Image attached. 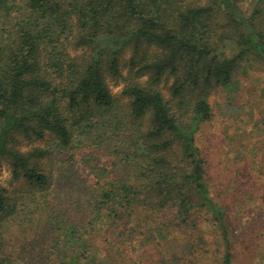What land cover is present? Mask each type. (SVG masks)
Instances as JSON below:
<instances>
[{"label":"trees","instance_id":"trees-1","mask_svg":"<svg viewBox=\"0 0 264 264\" xmlns=\"http://www.w3.org/2000/svg\"><path fill=\"white\" fill-rule=\"evenodd\" d=\"M252 59L264 0H0V164L20 183L0 184V264H119L150 243L164 264H233L195 134Z\"/></svg>","mask_w":264,"mask_h":264},{"label":"rangeland","instance_id":"rangeland-1","mask_svg":"<svg viewBox=\"0 0 264 264\" xmlns=\"http://www.w3.org/2000/svg\"><path fill=\"white\" fill-rule=\"evenodd\" d=\"M241 6L246 13L252 12L250 1ZM129 59L130 52L123 57L122 77L108 78L117 96H121L127 83ZM173 82L171 78L163 84L166 95L170 94ZM211 103L213 116L202 122L195 137L205 160L211 194L227 211L232 231L233 264H264V62L260 59L244 62L231 85L219 87L212 94ZM48 139L24 140L20 147L24 151L35 146L44 147ZM100 157L102 162L111 161L107 156L100 154ZM77 168L82 176L92 179L90 166L77 163ZM0 173V184L10 189L20 185L12 183V167L8 162L0 164ZM204 226L207 237L216 240L214 226L209 223ZM167 240L183 241L184 234L171 232L163 241ZM159 251L155 243L140 244L139 249L119 264H164Z\"/></svg>","mask_w":264,"mask_h":264}]
</instances>
